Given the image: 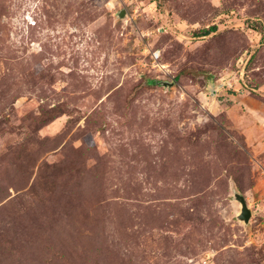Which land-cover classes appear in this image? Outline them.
I'll return each instance as SVG.
<instances>
[{"label": "rangeland", "instance_id": "rangeland-1", "mask_svg": "<svg viewBox=\"0 0 264 264\" xmlns=\"http://www.w3.org/2000/svg\"><path fill=\"white\" fill-rule=\"evenodd\" d=\"M0 264H264V0H0Z\"/></svg>", "mask_w": 264, "mask_h": 264}, {"label": "water", "instance_id": "water-1", "mask_svg": "<svg viewBox=\"0 0 264 264\" xmlns=\"http://www.w3.org/2000/svg\"><path fill=\"white\" fill-rule=\"evenodd\" d=\"M121 16L124 15V11H120L119 13ZM236 198L241 202L242 208H241V213L239 214V218L243 219L244 221L248 222L251 218V210L248 207L247 201L245 199V196L243 194H237L236 193Z\"/></svg>", "mask_w": 264, "mask_h": 264}, {"label": "trees", "instance_id": "trees-1", "mask_svg": "<svg viewBox=\"0 0 264 264\" xmlns=\"http://www.w3.org/2000/svg\"><path fill=\"white\" fill-rule=\"evenodd\" d=\"M215 27H211L210 29H205L202 31L203 34H208L210 31H213Z\"/></svg>", "mask_w": 264, "mask_h": 264}]
</instances>
